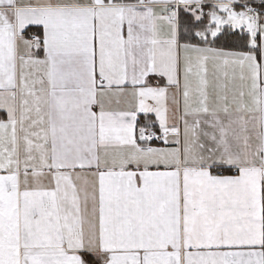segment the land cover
Listing matches in <instances>:
<instances>
[{
	"label": "snow or ice",
	"instance_id": "obj_1",
	"mask_svg": "<svg viewBox=\"0 0 264 264\" xmlns=\"http://www.w3.org/2000/svg\"><path fill=\"white\" fill-rule=\"evenodd\" d=\"M0 264H264V0H0Z\"/></svg>",
	"mask_w": 264,
	"mask_h": 264
}]
</instances>
